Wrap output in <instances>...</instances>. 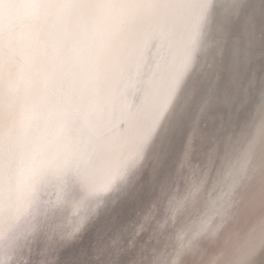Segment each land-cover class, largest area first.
<instances>
[{
    "label": "bare ground",
    "instance_id": "bare-ground-1",
    "mask_svg": "<svg viewBox=\"0 0 264 264\" xmlns=\"http://www.w3.org/2000/svg\"><path fill=\"white\" fill-rule=\"evenodd\" d=\"M0 264H264V0H0Z\"/></svg>",
    "mask_w": 264,
    "mask_h": 264
}]
</instances>
